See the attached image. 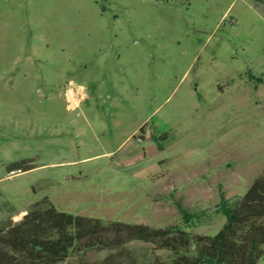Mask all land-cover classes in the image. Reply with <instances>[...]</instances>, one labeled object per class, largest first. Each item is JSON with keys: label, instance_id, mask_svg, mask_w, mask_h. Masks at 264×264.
<instances>
[{"label": "rangeland", "instance_id": "1", "mask_svg": "<svg viewBox=\"0 0 264 264\" xmlns=\"http://www.w3.org/2000/svg\"><path fill=\"white\" fill-rule=\"evenodd\" d=\"M263 167L264 0H0V226L47 197L165 227L179 202L205 211L180 225L213 235L219 190L242 195ZM126 248L137 264L172 257Z\"/></svg>", "mask_w": 264, "mask_h": 264}, {"label": "trees", "instance_id": "2", "mask_svg": "<svg viewBox=\"0 0 264 264\" xmlns=\"http://www.w3.org/2000/svg\"><path fill=\"white\" fill-rule=\"evenodd\" d=\"M13 165L10 171L19 169ZM17 220L0 226V264H57L72 252L107 250L98 264H137L126 244L152 242L171 251L168 264H257L264 256V167L242 195L226 197L219 190L215 211L224 217L213 235L193 234L189 227L205 211L192 212L177 203L182 221L165 227L72 214L47 197Z\"/></svg>", "mask_w": 264, "mask_h": 264}, {"label": "bare ground", "instance_id": "3", "mask_svg": "<svg viewBox=\"0 0 264 264\" xmlns=\"http://www.w3.org/2000/svg\"><path fill=\"white\" fill-rule=\"evenodd\" d=\"M78 91L80 92V90H78ZM78 91H72V92H71V94L75 95V100H76V101H77V99H78L79 97H81ZM80 93H81V92H80ZM71 98H74V97H71Z\"/></svg>", "mask_w": 264, "mask_h": 264}, {"label": "crops", "instance_id": "4", "mask_svg": "<svg viewBox=\"0 0 264 264\" xmlns=\"http://www.w3.org/2000/svg\"><path fill=\"white\" fill-rule=\"evenodd\" d=\"M18 214H20V213H18ZM21 217V216H20Z\"/></svg>", "mask_w": 264, "mask_h": 264}]
</instances>
